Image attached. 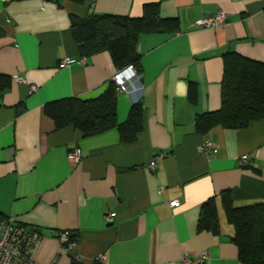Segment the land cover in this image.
Instances as JSON below:
<instances>
[{"label": "crops", "instance_id": "1", "mask_svg": "<svg viewBox=\"0 0 264 264\" xmlns=\"http://www.w3.org/2000/svg\"><path fill=\"white\" fill-rule=\"evenodd\" d=\"M147 3L176 18L178 28L138 38L144 111L136 140L120 141L116 129L89 136L56 129L47 102L96 97L120 70L106 50L81 57L72 18L140 17ZM217 11L226 13L223 25L197 26ZM230 51L264 62V0H0V74L9 78L0 94V217L12 215L37 234L34 262L99 264L102 254V264H182L185 253L206 251L203 264H241L222 192L236 206L264 203V116L238 129L195 127L197 115L220 107ZM67 58L75 61L61 65ZM129 93L117 90L119 122L133 103ZM208 141L214 150L201 152ZM73 147L81 151L75 166L67 161ZM210 197L219 233L197 229ZM64 231L76 241L72 251L61 246Z\"/></svg>", "mask_w": 264, "mask_h": 264}, {"label": "trees", "instance_id": "2", "mask_svg": "<svg viewBox=\"0 0 264 264\" xmlns=\"http://www.w3.org/2000/svg\"><path fill=\"white\" fill-rule=\"evenodd\" d=\"M71 1L84 5L91 0ZM177 28V19L162 17L156 3L145 4L140 17L91 12L83 17H73L70 25L81 57L106 50L118 68L131 65L137 75L141 72L140 55L136 51L139 36L154 32H174ZM8 86V76L0 74V94ZM192 89L191 84L189 91ZM143 111V103L137 98L131 104L126 119L119 122L117 88L112 81L96 97L82 99L70 96L49 101L44 105V112L53 120L56 129L72 126L82 136L116 129L122 142L136 140L143 126ZM263 116L264 62L234 51L225 53L220 107L197 115L196 130L205 133L215 126L243 128ZM222 205L227 221L233 227L231 241L237 248L241 264H264V203L253 202L236 206L229 194L222 192ZM197 229L219 233L214 197L202 202ZM69 236L74 239L70 234Z\"/></svg>", "mask_w": 264, "mask_h": 264}, {"label": "built area", "instance_id": "3", "mask_svg": "<svg viewBox=\"0 0 264 264\" xmlns=\"http://www.w3.org/2000/svg\"><path fill=\"white\" fill-rule=\"evenodd\" d=\"M226 21V13L224 11H217L216 13L200 18L196 21V24L200 28H216L223 25ZM75 59L67 58L61 62V65H66L74 62ZM16 81H22L21 77H16ZM111 81L116 85L118 91L132 92L137 89V74L135 69L128 65L111 76ZM35 85H32L30 90H34ZM203 153L211 152L214 150V144L211 141L205 142L203 146L199 148ZM163 154H159L148 164L149 168H154L156 165V158L162 157ZM81 159V151L78 147H73L67 153V161L71 166H75ZM246 155H242L239 159V165L246 164ZM178 201H172L169 204L171 206H177ZM106 220L111 223L113 221V214L107 213ZM59 241L62 247L72 251L76 245L75 239H71L69 232L64 231L59 233ZM37 238V234L28 231L21 223H19L16 217L9 215L0 217V264H37L31 258V250L33 248L34 241ZM75 261L77 255H74ZM208 258L206 251H201L197 255H189L185 253L181 257L182 264H203ZM104 256L98 255L97 262L102 264ZM49 264H56L55 257Z\"/></svg>", "mask_w": 264, "mask_h": 264}, {"label": "water", "instance_id": "4", "mask_svg": "<svg viewBox=\"0 0 264 264\" xmlns=\"http://www.w3.org/2000/svg\"><path fill=\"white\" fill-rule=\"evenodd\" d=\"M142 84H143V77L141 75H137V84H136L137 89L129 93L132 96L133 101L138 98L137 93H139Z\"/></svg>", "mask_w": 264, "mask_h": 264}]
</instances>
